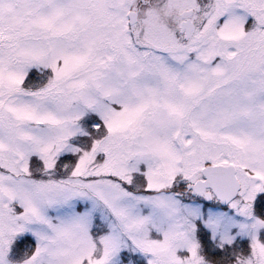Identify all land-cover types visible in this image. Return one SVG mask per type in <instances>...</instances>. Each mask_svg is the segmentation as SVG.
<instances>
[{"label": "snow or ice", "instance_id": "snow-or-ice-1", "mask_svg": "<svg viewBox=\"0 0 264 264\" xmlns=\"http://www.w3.org/2000/svg\"><path fill=\"white\" fill-rule=\"evenodd\" d=\"M0 264H264V0H0Z\"/></svg>", "mask_w": 264, "mask_h": 264}]
</instances>
